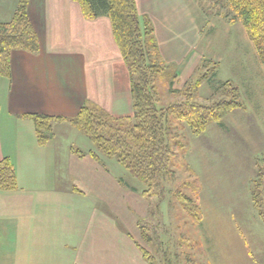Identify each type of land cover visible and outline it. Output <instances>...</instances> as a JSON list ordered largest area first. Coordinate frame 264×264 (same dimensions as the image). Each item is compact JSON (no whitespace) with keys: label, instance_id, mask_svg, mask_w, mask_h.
I'll list each match as a JSON object with an SVG mask.
<instances>
[{"label":"crops","instance_id":"crops-1","mask_svg":"<svg viewBox=\"0 0 264 264\" xmlns=\"http://www.w3.org/2000/svg\"><path fill=\"white\" fill-rule=\"evenodd\" d=\"M18 2L0 0V22L11 20ZM163 2L136 0L154 30L160 61L180 67L178 80L185 82L203 54L190 56L193 45L172 30ZM28 16L39 51H12L11 75L0 79V161L12 162L18 184L15 191L0 192V264H148L136 245L137 220L128 214L129 190L89 154L78 155L77 146L90 142L65 121L85 105L116 119L133 116L130 74L112 22L105 15L85 17L74 0H29ZM239 46L231 41L227 58L233 67L239 66ZM249 54L258 57L254 46ZM27 115L60 119L45 145ZM245 121L210 124L189 151L193 180L201 188L202 219L195 233L206 264H264V250L258 263L247 241L264 237L250 197L258 144L245 138L250 151L242 147L245 155L236 154L238 138L226 129L240 135ZM222 146L228 147L227 155ZM145 213L140 204L137 216Z\"/></svg>","mask_w":264,"mask_h":264},{"label":"trees","instance_id":"trees-1","mask_svg":"<svg viewBox=\"0 0 264 264\" xmlns=\"http://www.w3.org/2000/svg\"><path fill=\"white\" fill-rule=\"evenodd\" d=\"M74 1L80 4L87 18L104 15L110 18L115 40L130 74L133 116L116 119L98 107L85 105L76 118L65 121L75 127L95 150L114 159L130 177L141 183L145 187L144 194H153L165 181L173 178L175 169L184 168L182 159L188 151V145L180 140L179 132L187 127L193 136H199L210 124H221L227 113L244 108L238 87H231L230 82H226L216 90L219 92L221 88L229 86L227 98L210 105L201 104L196 102L195 93L201 81L205 80L203 75L195 83L189 82L185 86L180 92L181 100L159 107L156 82L166 84L168 68L159 59L154 30L140 16L136 0ZM194 1L207 14L222 17L231 24L242 23L264 65V0ZM28 3L29 0H19L11 20L0 22V79L11 75L12 51L23 50L32 54L39 51L38 36L28 16ZM26 117L34 122L40 145H45L52 138V125L60 120L42 115ZM89 155L97 160L94 152ZM178 157L180 163L176 164ZM120 182L123 183L121 180ZM17 187L15 168L8 158H4L0 161V192L15 191ZM200 192L199 183L190 181L182 184L174 195L195 228L202 219ZM255 193H251L252 204L264 222V211L259 208ZM152 194L151 196L155 195ZM157 211L158 208L153 209L151 215ZM140 225L138 222L142 236L146 238ZM182 243L187 250L195 249L203 256L202 244L197 236L196 239L190 238ZM136 245L148 264H157L149 251L137 243ZM185 256L181 264H197L195 254L187 252ZM165 262L167 264L164 259L162 263Z\"/></svg>","mask_w":264,"mask_h":264},{"label":"rangeland","instance_id":"rangeland-1","mask_svg":"<svg viewBox=\"0 0 264 264\" xmlns=\"http://www.w3.org/2000/svg\"><path fill=\"white\" fill-rule=\"evenodd\" d=\"M163 3L168 5V15L171 16L173 23L172 30L179 39L182 38L184 41L186 40V43H192L193 51L189 55L197 57L196 54L201 51L205 63L201 62L193 71L191 77L185 82L178 80L177 70L180 67H167L166 84L156 82L158 88L157 105L166 107L178 102L181 100L180 92L184 90L185 86L189 82L195 83L203 75L205 80L201 81V85L195 93L196 102L201 104L210 105L218 100L227 98L226 93L230 91L229 86L221 88L219 92L216 90L217 87L222 86L226 82H230L231 87H238L240 101L243 103L244 108L227 113L223 117L222 122L234 123L235 121L240 123L246 117V126L243 127L245 130L240 131V135L235 129L228 126L226 129H228V134L230 132L235 133L238 138V148L235 149L236 154L245 155L243 151H246L245 148L247 149L250 144L245 138H250L251 142L258 144L256 175L250 183V197L252 191H255V200L259 208L264 211V66L260 61L257 50V59L252 58L249 54V51L252 52V48L255 45L250 40L242 23L231 24L222 17L207 14L201 9L199 3L194 0H164ZM142 18L148 21L146 18ZM189 18L192 21L191 23L188 21ZM148 22L150 23V21ZM232 25H234V30H228V26L232 28ZM188 32H190L189 35ZM233 39L240 44L237 56H235V61L239 64L237 67H233L231 61L227 58ZM228 40L229 43H227ZM181 70H184V68H181ZM181 70L179 71L181 72ZM180 77L182 79L186 76L180 75ZM239 111L242 115H235V112L238 113ZM179 137L180 140H183L188 145V154L186 153L182 159L184 168L175 169L173 178L165 181L159 189L153 191L155 195L152 193L144 194L145 187L141 183L130 177L125 169L114 159H109L95 150L91 143H88L89 147L79 145L76 150L78 149V155L81 157L94 152L102 167L116 175L114 178L118 185L129 190V217L132 216L133 219L135 218L134 220H137V223H141L143 232L146 233V238L142 236L138 226L141 234L140 237L138 236L140 246L152 254L157 264H163L164 259L167 264H181L187 252L195 254L197 264H206L203 256L197 250H187L182 243L190 238L196 239V229L174 195L181 189L182 184L195 181L193 180L195 174L193 173L189 151L198 136H193L189 128L185 127V130L179 132ZM242 147L245 148L242 149ZM227 148L225 146L221 147V151L225 155L228 154ZM178 163H180V157L176 158V164ZM120 200L121 198L116 199L118 201L116 203L121 205ZM140 204H144L146 213L145 215L137 216ZM157 208L158 211L151 215V211ZM254 211L259 218L256 207ZM119 213L122 212L119 211ZM259 219L264 224L263 220ZM251 239L247 240L250 250L254 259L261 263L259 252L262 249L264 250V237L258 236L255 241L254 238Z\"/></svg>","mask_w":264,"mask_h":264}]
</instances>
